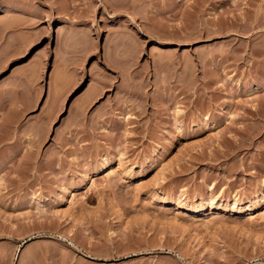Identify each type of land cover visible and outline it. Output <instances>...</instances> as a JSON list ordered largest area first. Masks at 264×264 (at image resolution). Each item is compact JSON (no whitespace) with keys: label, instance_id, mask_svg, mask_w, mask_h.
<instances>
[{"label":"rangeland","instance_id":"374dc122","mask_svg":"<svg viewBox=\"0 0 264 264\" xmlns=\"http://www.w3.org/2000/svg\"><path fill=\"white\" fill-rule=\"evenodd\" d=\"M0 264H264V0H0Z\"/></svg>","mask_w":264,"mask_h":264},{"label":"bare ground","instance_id":"6f19581e","mask_svg":"<svg viewBox=\"0 0 264 264\" xmlns=\"http://www.w3.org/2000/svg\"><path fill=\"white\" fill-rule=\"evenodd\" d=\"M116 38V37H115ZM223 209H225V208H223Z\"/></svg>","mask_w":264,"mask_h":264}]
</instances>
